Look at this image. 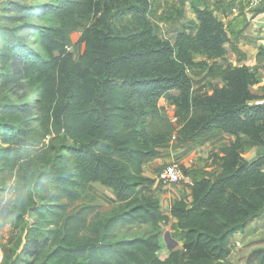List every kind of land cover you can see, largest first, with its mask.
<instances>
[{
  "label": "trees",
  "instance_id": "1",
  "mask_svg": "<svg viewBox=\"0 0 264 264\" xmlns=\"http://www.w3.org/2000/svg\"><path fill=\"white\" fill-rule=\"evenodd\" d=\"M50 1L54 4L46 5L42 17L50 15L54 24L47 26L23 23L25 17L40 16L34 8L19 3L5 8L19 13L9 22L23 24L4 38L0 83L25 99L0 106V164L16 170L21 205L5 217L23 222L33 214L42 221L31 228L16 259L6 255L5 263L232 264L234 237L264 213V154L253 162L244 160L240 138L264 145V104H252L250 87L258 79L247 67L220 72L222 87L209 96L194 92L188 74L225 56V24L213 11L195 8L197 25L172 43L155 34L147 20V0H138L144 3L136 8L139 30L124 34H113L96 20L94 0ZM22 29L29 35L20 36ZM78 30L84 49L74 59L68 44ZM32 36L35 47L28 40ZM198 56L205 60L197 62ZM28 91L33 98L19 96ZM165 97L179 118L182 143L211 130L237 139L222 149L220 175L213 181L192 177V201L172 206L182 249L160 259L161 225L170 217L148 195L154 182L143 176V168L159 156L158 142L166 137L151 132L146 122L150 114L159 118ZM32 153L44 168L35 183L22 163ZM44 182H51L57 197L70 203L99 184L113 191L118 209L101 218L87 206L67 214L66 206L37 205L36 188ZM127 226L152 231L115 241V230Z\"/></svg>",
  "mask_w": 264,
  "mask_h": 264
},
{
  "label": "rangeland",
  "instance_id": "2",
  "mask_svg": "<svg viewBox=\"0 0 264 264\" xmlns=\"http://www.w3.org/2000/svg\"><path fill=\"white\" fill-rule=\"evenodd\" d=\"M12 3H19L22 6L28 8H34L40 16L32 18H24V24L47 26L53 25L54 21L47 14V4L53 5V1L50 0H0V50L4 47V38L11 35V31L16 26H21L23 23H11L7 18L16 16L19 13H8L5 8L10 7ZM144 3L138 0H94V6L97 9L96 20H101L108 30L113 34H124L127 31L139 30L140 24L138 19L141 18L136 12V8L143 6ZM50 8V7H49ZM125 12V13H123ZM21 14V13H20ZM21 16H24L21 14ZM20 16V17H21ZM46 16V15H45ZM149 16V15H148ZM147 16V20L154 28L155 34L159 33V25L157 22ZM190 25V26H189ZM197 23L188 24L186 29L195 27ZM10 30V31H9ZM29 30H20V36L24 38L29 35ZM82 30H78L72 35V40L68 44L74 54V59H77L82 53L84 46L80 44V37ZM174 38V37H173ZM165 39V38H164ZM29 43L33 44L34 37L28 38ZM173 41V40H172ZM201 57H197L200 59ZM203 59V58H202ZM26 94V98L30 99L31 91L27 93H20L19 96ZM172 95H176V92H172ZM204 96V95H203ZM208 96V95H207ZM25 99H18V97L12 95L6 88L2 87L0 83V106L6 102H23ZM3 108V107H2ZM160 112L159 118H156V114L148 115L146 122L149 124V128L153 133H160V137L166 136L164 141L160 140L157 145L159 150V156L151 160L148 164L146 176L154 178L149 172L155 173V182L158 183V189H167L173 192V189H182L183 186H171L159 179L164 169L170 164H178V155L185 154L180 152L182 148H186L189 155V175L198 180L197 178L206 180H215L222 171V148L232 142V139L227 135L220 133L216 130L194 138L188 142L182 143L178 132L180 130L179 118L175 117V110L169 105L167 97L159 104ZM0 117H4L3 109L0 108ZM35 124V123H34ZM161 124V128L159 126ZM166 134V135H164ZM49 138L46 140L48 144ZM242 157L248 162H253L261 153V146L245 141L242 146ZM172 153V154H171ZM171 157L168 159L167 157ZM185 156V155H183ZM30 162H34L33 165H29ZM22 163L27 168V175L30 181L35 183L37 176L43 172V167L38 162V156L35 153L29 154L22 160ZM264 170V168H263ZM196 177V178H195ZM18 177L16 170L3 167L0 164V264L5 263V257L11 256V260H15L17 255L20 254L21 248L24 246L31 228L36 224H42V221L33 214H27L23 222H9L6 219V214L13 207H20L18 195L16 192ZM185 188V187H184ZM186 189V188H185ZM190 191V190H188ZM192 192V190H191ZM152 193V192H150ZM186 195L184 199L191 202L192 195L184 192ZM154 197V196H153ZM37 205H50L58 204L66 206V213L72 214L81 207L87 206L95 210V214H98L101 218L109 217L114 214L118 209V203L114 196L108 193L107 189H103L99 184H93L83 193L81 199L75 203H70L65 199L58 198L51 182H44L42 186L36 188ZM163 212H166V208L162 207ZM152 228L149 226H127L115 230V241L134 239L143 237L149 234ZM160 243L161 250L158 253L160 259L165 258L170 254L168 245L164 237L167 234L170 235V239L177 242L179 245L174 250L182 248L181 233L176 228V223L170 219L166 224L161 225ZM233 251L230 257L232 264H264L261 256L264 254V213H262L255 221H253L243 232L237 234L233 241ZM32 260L25 259L22 264H29Z\"/></svg>",
  "mask_w": 264,
  "mask_h": 264
},
{
  "label": "crops",
  "instance_id": "3",
  "mask_svg": "<svg viewBox=\"0 0 264 264\" xmlns=\"http://www.w3.org/2000/svg\"><path fill=\"white\" fill-rule=\"evenodd\" d=\"M147 2L149 3L148 17L157 22L160 28L157 36L172 43L176 42L177 36L186 30L188 24L198 23L194 13L195 8L207 9L213 11L217 18L222 17V23L225 24L227 34V42L224 44L226 54L223 58L208 60L204 67L189 71L194 92L204 96L212 95L215 88L222 87L220 72L247 67L258 79V83L250 87V92L254 97L252 104H264V3L252 8L247 0H147ZM202 58L197 59V62L205 60ZM176 93L177 96L178 92ZM227 136L232 139V142L227 145L230 146L237 137ZM240 138L242 146L245 141L252 143L244 135H241ZM260 146L261 156L264 154V145ZM183 151L185 154L178 155L175 159L181 168L184 167L189 170L191 161H188V158L193 152L188 154L186 148L180 150V152ZM167 158L170 159L171 157L168 156ZM149 163L151 162L146 163L143 168V176L154 182L148 191V195L154 196L160 205L166 208L165 214L176 223L171 217L170 211L176 201L184 199L186 196L184 192L187 189L184 187L178 190L173 189V192L167 189H158V183L154 180L156 174L149 172L154 178H149L145 174ZM107 191L114 196L112 190L107 189ZM187 193L192 195L191 190H187Z\"/></svg>",
  "mask_w": 264,
  "mask_h": 264
},
{
  "label": "built area",
  "instance_id": "4",
  "mask_svg": "<svg viewBox=\"0 0 264 264\" xmlns=\"http://www.w3.org/2000/svg\"><path fill=\"white\" fill-rule=\"evenodd\" d=\"M233 1V0H228ZM249 6L254 8L261 6L264 0H247ZM68 51L72 52V49L68 47ZM159 179L166 183L168 186H183L187 190H192L194 187V180L192 177L184 174L182 168L178 164H170L166 167Z\"/></svg>",
  "mask_w": 264,
  "mask_h": 264
},
{
  "label": "water",
  "instance_id": "5",
  "mask_svg": "<svg viewBox=\"0 0 264 264\" xmlns=\"http://www.w3.org/2000/svg\"><path fill=\"white\" fill-rule=\"evenodd\" d=\"M218 21L220 22V23H222L223 22V18L222 17H218ZM164 239L166 240V243H167V245H168V249L172 252V251H174V249L176 248V247H178V243L177 242H174V241H172L171 239H170V235L169 234H167L166 235V237H164Z\"/></svg>",
  "mask_w": 264,
  "mask_h": 264
}]
</instances>
